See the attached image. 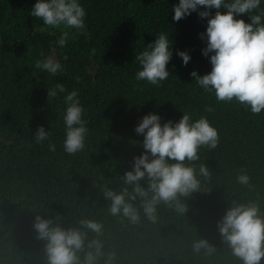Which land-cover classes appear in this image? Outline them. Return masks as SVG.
Here are the masks:
<instances>
[{"label":"trees","instance_id":"16d2710c","mask_svg":"<svg viewBox=\"0 0 264 264\" xmlns=\"http://www.w3.org/2000/svg\"><path fill=\"white\" fill-rule=\"evenodd\" d=\"M36 2L0 0V264H48L46 242L34 229L37 216L65 229L80 227L82 219L100 222L102 234L88 232V240L104 245L97 264H105L110 253L113 264H242L217 222L234 201H254L264 211V111L257 115L235 100L218 102L214 91L203 90L190 75L212 69L211 53L203 55L207 41L201 39L208 18L198 15L208 9L201 6L177 22L172 8L179 0H79L86 17L78 32L32 17ZM262 12L264 0L251 15ZM237 18L251 22L248 14ZM63 31L69 36L61 48ZM161 32L172 41L175 63L168 65L170 79L157 87L135 79L141 70L135 59ZM180 51L191 57L186 66ZM48 56L62 65L55 76L35 68ZM57 83L77 90L85 110L86 147L74 155L63 148L65 94L48 101V88ZM208 106L214 110L206 112ZM183 112L193 122L206 117L220 135L216 149L202 147L198 153L201 186L180 198L186 211L161 202L153 222L137 199L139 222L111 215L103 189L119 193L128 187L131 193L122 176L144 152V136L135 131L143 116L156 113L162 123L178 122ZM40 126L51 130L43 144L34 138ZM200 163L209 168V178L199 176ZM241 170L250 175V186L237 182ZM199 240L215 251H194Z\"/></svg>","mask_w":264,"mask_h":264},{"label":"clouds","instance_id":"9594fccd","mask_svg":"<svg viewBox=\"0 0 264 264\" xmlns=\"http://www.w3.org/2000/svg\"><path fill=\"white\" fill-rule=\"evenodd\" d=\"M260 5L261 0H179L172 8V18L177 22L197 12L201 6L208 9L199 11L198 15L202 19L208 18L206 32L201 33V39L207 41L203 55L209 57L211 53L212 69L203 76L192 71L190 75L195 77V82L205 91H214L218 102L235 100L257 115L264 111V12L251 13ZM212 9L217 10L214 16ZM243 14L250 16V23L237 18ZM31 16L54 29L79 32L85 28L86 11L79 0H37ZM68 36L69 31H63L57 45L61 48L66 46ZM178 55L186 66L190 55L186 51H180ZM172 57L169 35L158 33L154 42L136 54L135 61L141 70L136 72L135 79L159 87L160 82L172 76L168 69V65L172 67L175 63V60L170 62ZM35 68L55 76L62 70V65L59 60L48 56L37 60ZM59 94H65L66 105L63 148L66 153L74 155L86 147L89 129L84 119L85 110L78 91H68L62 83L48 88V101ZM213 110L211 106L205 108L206 112ZM161 119L160 115L149 113L135 128L137 134L144 136V152L134 157L132 169L122 176L124 184L131 186V193L128 187L119 193L107 186L103 189L104 198L111 202V215L122 214L132 223L139 222L140 211L134 204L139 199L144 215L155 222L157 206L161 202L169 206L174 204L178 213H184L186 207L180 198L199 191L198 153L202 147L210 150L218 147L220 135L217 128L203 116L193 122L191 115L185 112L178 122L169 120L162 123ZM50 137L51 130L46 131L44 126H40L34 135L38 144L50 141ZM48 148L56 151L54 143L49 142ZM199 176L210 177L209 168L204 163L199 164ZM236 180L240 185L250 186L251 177L241 170ZM79 223L80 227L65 229L52 220L36 217L34 229L38 238L46 242L48 264H97L104 256L102 241L88 240V232L100 235L103 225L91 219H82ZM217 228L242 264L264 262V211L257 202L234 201L217 222ZM201 248L215 251L205 240L194 242V251L199 252ZM114 258L115 253L108 254L105 264H113Z\"/></svg>","mask_w":264,"mask_h":264}]
</instances>
